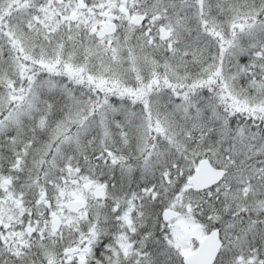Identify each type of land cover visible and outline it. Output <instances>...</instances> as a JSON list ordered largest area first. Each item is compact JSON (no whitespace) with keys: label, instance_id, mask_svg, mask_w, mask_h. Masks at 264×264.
<instances>
[{"label":"snow or ice","instance_id":"obj_1","mask_svg":"<svg viewBox=\"0 0 264 264\" xmlns=\"http://www.w3.org/2000/svg\"><path fill=\"white\" fill-rule=\"evenodd\" d=\"M0 264H264V0H0Z\"/></svg>","mask_w":264,"mask_h":264}]
</instances>
